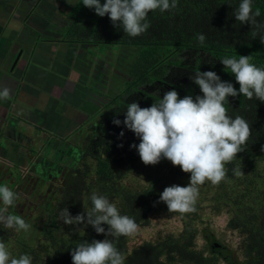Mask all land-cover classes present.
<instances>
[{"label": "trees", "instance_id": "1", "mask_svg": "<svg viewBox=\"0 0 264 264\" xmlns=\"http://www.w3.org/2000/svg\"><path fill=\"white\" fill-rule=\"evenodd\" d=\"M100 2L103 4L104 0ZM239 3L240 0H178L177 8L170 12H150V28L135 38L113 26L107 15L99 17L94 9L84 7L82 0L72 9L78 23L67 31L69 42L139 47L128 69V79L108 96L98 112L100 120H95L88 129L84 144V158L94 159L97 183L87 185L82 203L90 208L93 192L104 195L116 204L121 215L132 217L139 226L134 235L121 236L116 241L118 250L126 257L125 264H264V103L261 101L248 100L242 95L228 97L229 105H225L228 114L246 119L252 133L245 150L226 166L227 178L218 186L206 182L200 187L194 213H169L166 204L157 203L165 187L187 186L190 178V174L166 159L159 162L161 166L148 167V177L138 186L123 183L140 162L135 148H130L140 141L122 123L128 104L137 102L141 108L150 107L170 90L177 91L179 98L202 95L190 79L198 70L214 71L221 81L232 83L238 90L234 75L220 62L225 57L238 59L250 55L252 63L264 68V44L259 36L253 38L250 25L235 20ZM252 3L253 11L260 12L257 20L264 23V0H252ZM199 33L206 36L203 44L196 40ZM114 118L121 121L119 126L113 124ZM121 131L123 137L119 136ZM85 165L77 169L83 176L88 174ZM236 168L241 169L242 177L234 174ZM68 179L66 194L73 197V203L65 199L63 208L71 213V205L76 207L71 213L75 216L81 213L78 196L82 178L68 176ZM52 209L41 211L45 215L43 219L26 221L30 229L12 235L13 239L0 226V241L13 242L9 248L13 256L28 254L33 258L32 264H72V248L84 240L106 238L90 225L80 230L70 227L63 232ZM218 215L225 217L227 229L239 233V241L237 237L235 243H227L216 235L210 218ZM153 218H156L154 223ZM102 227L107 230L108 226ZM143 227L151 231L140 242L135 241ZM39 244L41 247L49 244L54 255L44 256Z\"/></svg>", "mask_w": 264, "mask_h": 264}, {"label": "clouds", "instance_id": "2", "mask_svg": "<svg viewBox=\"0 0 264 264\" xmlns=\"http://www.w3.org/2000/svg\"><path fill=\"white\" fill-rule=\"evenodd\" d=\"M178 0H82L84 7L94 9L99 17L108 16L113 26L122 28L124 34L135 38L150 28V12H170L177 8ZM235 20L248 24L253 38L259 36L264 44V23L257 20L259 10L253 11L252 0H240L234 12ZM196 40L203 44L206 36L197 34ZM251 56L225 57L220 60L224 69L235 77L237 90L232 83L221 81L214 71L195 72L193 83L202 95L193 98L186 95L179 98L177 91L164 93L163 98L150 107L141 108L137 102L128 104L123 119L125 128L134 133L139 144H132L144 165H156L162 159L178 166L190 174L187 186L171 185L160 193L159 202L167 206L169 213L185 215L194 213L199 198V189L206 182L218 186L227 178V165L237 159V154L247 147L252 129L246 119L228 114V97L244 96L264 103V68L251 62ZM8 90L0 98H8ZM119 126L121 121L113 119ZM123 131L119 136L123 137ZM122 147L123 145H118ZM237 176H243L241 169H233ZM18 194L7 185H0V226L16 232H27L30 225L17 214L9 211L15 207ZM91 207L85 213L72 216L65 207L59 210L60 220L66 225L91 226L103 240H86L72 248V264H125L116 241L121 236H132L138 230L136 221L121 215L116 204L106 196L93 192ZM102 225H107L105 230ZM80 230V229H77ZM108 237H111L109 239ZM32 256H13L5 242L0 241V264H32Z\"/></svg>", "mask_w": 264, "mask_h": 264}, {"label": "crops", "instance_id": "3", "mask_svg": "<svg viewBox=\"0 0 264 264\" xmlns=\"http://www.w3.org/2000/svg\"><path fill=\"white\" fill-rule=\"evenodd\" d=\"M77 1L0 0V93L5 89L9 93L8 98H0V176L4 171L13 175L20 165L26 172L36 157L31 144L41 137L59 136L54 130L68 133L69 120L71 128L83 121L85 116L76 118L79 111L70 114L67 93L78 96L76 106L107 94L102 89L111 66L94 61L86 49L90 44L61 38L73 23L69 12ZM81 79L94 87L81 84ZM31 133L39 134V140H32Z\"/></svg>", "mask_w": 264, "mask_h": 264}, {"label": "rangeland", "instance_id": "4", "mask_svg": "<svg viewBox=\"0 0 264 264\" xmlns=\"http://www.w3.org/2000/svg\"><path fill=\"white\" fill-rule=\"evenodd\" d=\"M70 2H71V0H70ZM69 15L73 19L72 24L78 23L77 22L78 16H76L72 12V10L69 12ZM66 32H67V29L63 33L61 38H63L64 40L67 41L69 38V34H67ZM64 40L62 43H65ZM86 49H88V52L90 53L91 56L94 55L93 57L97 59V60L94 59V61L96 63L98 61L100 63L104 62L105 65H109L112 68L111 72L109 74H106L107 80L105 81L106 83L102 89L107 94L103 95L101 93L100 96H102V98L99 97L100 99H94V97H90V100L88 98V101L85 102L86 103L85 105L81 103V105L76 106L77 102H79V101H77L78 96H73V95L67 93L64 97L68 100V102L70 101L72 104L71 105L72 108L70 109V107H69L70 114L77 110L81 114V116L79 115L76 117L78 120H81L80 118L82 116H85V117L82 119L83 121H79L77 124H73L74 127H76L78 125V127H76V128H71L72 127V121L69 120L68 121L69 125H68L67 129L70 131L68 133H66V129H63L60 131L61 134H63V135L60 136V132L58 133L59 130H54V132L59 134V136L41 137V140L38 141L36 144L35 143L31 144V146L33 147L32 151L36 152V157H35L34 161H36L37 159H40L41 157H47L49 159V156L52 155V154H50V150H52L53 152L60 150L61 155L62 154H68V156L70 158H72L74 161H76L78 156L82 155L81 152H83V150H84V147L82 146L83 145L82 142L84 141L85 138H87L86 134H87L88 129L91 128V125H93L95 120H96V122H98V120H100V115L98 114V112L102 111L103 104L108 100V96H109L108 94L112 95L114 93V91H116L115 87L118 88L123 80L128 79V77H129L128 69L131 66V64L133 63V61H134V59L138 53L139 47L126 46V45L120 46V45H115V44H111V45H106V44H96L95 45V44H92V45L86 47ZM85 60H88V58H86ZM77 68L79 70H81L80 68H82V66L78 65ZM107 75L108 76L111 75V76L108 77ZM92 82L96 83L95 80ZM80 83L81 84L85 83V85H87V87H90V88L94 87V86L92 87L89 80L84 82V80L81 79ZM78 87H79L78 89L80 90L81 85H79ZM95 88H97V87L95 86ZM71 97H72V99H71ZM92 100H93V102H91ZM78 107L81 109H78ZM84 107H86V111L89 114H87V112L84 110ZM93 116L95 117L94 120L92 119ZM90 120H91V123H89ZM51 124H52V122L49 119L47 122V126H51ZM47 131H49V130H47ZM36 134L35 133L32 134V140L38 139L39 134L38 135H36ZM42 140H46L47 143L41 144ZM71 149L73 150V152L70 153ZM55 153H57V152H55ZM55 155H57V154H55ZM32 161H31V163H32ZM85 164H87V165H85ZM79 165L82 169L84 168V165H85L86 170H88L87 176H83V174L80 171H75V174H73L72 177H74V178L79 177L80 178V176H81V178H82V185L80 187L78 202L81 205V208H80L81 213H85V210L88 209V205H85L82 202L85 199V193H86L87 185H91V186L95 185L96 186V183H97L96 182V175H95L94 159L92 157H88V158L86 157L83 160V162L79 163ZM72 166H74V165H72ZM158 166H161V164L157 163L156 165H147L146 166L140 160V162L138 163V165L134 169L133 174L131 176L126 177L123 180V183L124 184H130V185H132V187H136V186H138L139 183H143V180L145 181L146 178L148 177L147 176L148 167H158ZM16 167H17V165H16ZM19 167H21L20 171H18V170H17L18 172L15 171V173L13 175H8L7 174L8 171L7 172L4 171L2 173V176H0V185H7L9 188L14 190L18 194V197H19V199L16 201L15 207L9 209V211L11 213H13V214L15 213L17 215H20L25 221L34 222L38 218L43 219L45 217V215H43V212L41 213V211H44V208L46 209L47 207H49V209L53 208L52 214L55 215L56 221H57L59 227L62 229L63 232H65L70 227L73 229H75V228L76 229L77 228L78 229H84L83 224L66 225L63 223V221L60 220V217H59V210L62 209L63 207L62 208L56 207L57 202H58V204L61 203L62 206L64 205L65 199L68 200V203H70V204L73 203V199L71 196L69 198H67V196H63V195H65L64 193H66V187L68 186L67 185V183L69 181L68 176L61 178L60 176L57 177V176L53 175L50 177V182L48 181V184L47 185L45 184V186L42 187V192L44 191V193L50 194L47 196V198L43 197L42 192L39 196L36 193L29 196L28 191L32 187L31 185L33 184V181L35 179V175H34V173L32 174V171H30V173H26L25 171L23 172V170H22V172H21V169L24 168V165L18 166V169H19ZM164 168H165V166L162 165L161 169L164 170ZM69 169H72V168H69ZM19 173H21V174H19ZM69 173H71V170ZM83 177H84V181H83ZM35 195H37V196L35 197ZM29 201L31 204H29ZM38 201H40L39 204H38ZM45 203L47 204V206H45L46 205ZM70 208H71L70 211L72 213V212H74V209L76 207L73 208L71 205ZM19 211L21 212V214H24V215L18 214ZM157 220L159 221V219H157ZM211 220H212L211 226L213 227V230H215L216 235L220 236L227 243H231V244L235 243V241L237 240V237H238V241H239V239H240L239 233L233 232V231H231L225 227L226 220H225L224 216H222V215L213 216L210 218V223H211ZM152 221L154 223L156 221V218H153ZM157 224H158V222L155 225L157 226ZM147 227L142 228V230L139 232L138 236L136 237L135 241L140 242L142 239L146 238V235H148V233L151 231V229L147 228ZM5 230L7 231L8 234H10V239H13L12 235H15L18 233L14 230H11V229H5ZM5 243L8 246V248L13 246V242L10 240L8 242H5ZM40 245H42V244H39L38 247H40V250L42 251V254H44V256L46 254L54 255V252H53L52 248L49 246V244H45V247L44 246L41 247Z\"/></svg>", "mask_w": 264, "mask_h": 264}, {"label": "flooded vegetation", "instance_id": "5", "mask_svg": "<svg viewBox=\"0 0 264 264\" xmlns=\"http://www.w3.org/2000/svg\"><path fill=\"white\" fill-rule=\"evenodd\" d=\"M117 89L118 88L115 87V90H117ZM90 122H91V120H90ZM82 143H83L82 146L84 147V144L86 143V138L84 139V141ZM55 152H57V153H55ZM71 152H73L72 149L70 150V153ZM81 153H82V155L78 156L76 161H74L72 158H70L68 156V154H62L61 155L60 150L54 151L52 153L50 152V154H52V155L49 156V159L47 157H41L40 159H37L36 161L33 160L32 163L30 164V167L26 171V173H30V171H32V174L34 173V175H35V179L33 181V184L31 185L32 187L28 191L29 196L33 195L34 193H36L39 196L42 192V187H44L45 184L47 185L48 181L50 182V177L53 175L57 176V177L60 176L61 178H64L67 176L71 177L73 174H75V171H77L78 168L79 169L81 168L79 163L83 162V160L85 159L84 158L85 157L84 156V150ZM55 154H57V155H55ZM16 163L19 164L18 162H16ZM72 165H74L75 167ZM69 168H72V169H69ZM70 170H71V173H69ZM19 171H20V169H19ZM67 188H68V186L66 187V192H67ZM42 193H43V197H45V198H47V196L50 195L49 193H44V191ZM64 194L65 195H63V196H67L66 193H64ZM37 195H35V197ZM69 197L70 196H67V198H69ZM39 202L40 201H38V204H39ZM67 202H68V200H67ZM29 204H31L30 201H29ZM45 206H47V204ZM56 207L62 208L63 206L61 205V203L58 204V202H57ZM18 214H21V212L19 211ZM21 215H24V214H21Z\"/></svg>", "mask_w": 264, "mask_h": 264}]
</instances>
